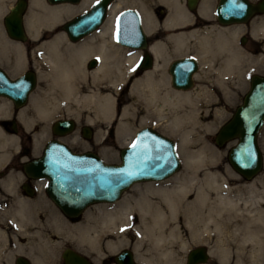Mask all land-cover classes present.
<instances>
[{
	"label": "bare ground",
	"instance_id": "6f19581e",
	"mask_svg": "<svg viewBox=\"0 0 264 264\" xmlns=\"http://www.w3.org/2000/svg\"><path fill=\"white\" fill-rule=\"evenodd\" d=\"M88 1L81 0L76 5L65 2L47 5L43 0H29V9L24 17L27 30L32 36L47 32V39L39 46L42 49L39 61L43 68L37 69L40 77H44L46 86L41 93L42 97L40 96L41 103L46 108H40L42 116L51 115L48 110L53 105L63 104L66 107L68 104H72L82 109L89 107L95 109L100 114V119L105 122L113 112L112 105L114 103L112 93L108 89L117 88L121 80L126 76L129 78L131 76L137 52H127L114 40L107 39L110 37L108 34H111L109 24L112 23L110 20L114 16L113 13L127 0H114L109 6V15L104 25L75 42L69 41L64 31L58 30V22L63 16L77 11ZM140 1V11L144 17L142 20L141 16L142 25L148 33L152 26H155V19L150 9L144 5L145 0ZM157 1L168 7V15L163 22V28L176 29L191 21L190 14L178 4L179 1ZM209 1L201 0L200 2L199 0L198 2L197 11L202 18H207ZM3 3L4 0H0V12L4 8ZM260 27L264 30V23ZM43 28L45 30H42ZM134 29L130 15L117 18L116 36L118 39L135 42ZM230 29L239 30L240 27ZM162 37L149 45V51L155 60L154 65L150 70L131 78L132 80L130 79L131 82L128 84L130 90L140 97L145 113L144 118L164 121L166 122L164 127H168L172 132L178 131L180 135L183 134L184 127L188 125L193 128L192 130L199 126L205 129L211 127L220 117L221 111L214 108L215 113L211 115V121L204 123L202 119L209 117L210 109L200 112L195 103L204 94L210 96L209 106H217L228 97L229 91L226 90L224 78L226 72L224 71H228L229 67H232L237 61L238 53L232 42L227 39L226 30L220 26L212 25L205 27L204 30L197 28L190 31L176 30ZM188 37H196L194 39L196 50L193 51V54L199 61L209 63L210 66L217 65V68H214L216 79L213 83L214 86L222 88L220 98L212 95L213 92L210 93L206 86L202 85L203 79L200 80L202 84L197 89L178 92L167 86V76L165 79L155 77L158 65L161 62L162 65L170 56L168 45H172L173 51L177 55L186 53ZM0 52L2 53L1 61L9 57L16 64L9 71L13 72L19 68L18 64H21L24 58L20 45L1 41ZM6 53L9 55L6 56ZM91 56L96 57L98 63L92 67L90 72H87L84 62L88 59L87 57ZM207 67L209 66L207 65ZM196 72L193 73V79ZM126 108L122 109V115L127 112ZM164 109L170 110V112L166 113ZM173 118L179 119L180 128L175 129L172 126ZM90 120L88 118L87 122L91 123ZM120 130H125L123 123H120ZM198 140L202 143L201 154L189 151L186 136L179 142V149L183 153V170L180 173H174L163 181L158 180L161 181L158 183L152 182L135 187V195L124 196L121 200L122 203L117 204L118 207H115L116 209L111 212V215L100 220L111 225L114 224L112 216L114 213L118 212L121 217H126L132 208H136L139 212L140 224L143 226L147 224L144 221L145 215L151 217L153 223L152 226H149V233L154 241L153 246L159 248L161 253H166L168 252L169 239L178 240L179 235L176 225L166 234L161 231V227L166 220H176L181 214L191 235V240L198 239L205 243L209 238L214 239L213 247L209 248V253L217 255L220 262L226 261L230 245H234V253L243 254L253 261L264 247V172L260 175L257 174L258 176L253 177L254 179H249L247 184L238 183L233 187L229 186L228 184L236 177L230 175L231 177L225 178L220 176L216 170H202L200 165L205 159H209L210 156L217 157V154L212 153L201 137ZM261 146L264 150V135ZM70 165L73 166L69 163L65 167L67 170L64 168L61 174L65 177L64 182L67 190L72 189L79 182L78 178L76 180L74 171L67 175ZM231 191H236V193L232 194ZM133 229L138 231L139 223ZM180 245L183 246L184 241H180Z\"/></svg>",
	"mask_w": 264,
	"mask_h": 264
},
{
	"label": "flooded vegetation",
	"instance_id": "af4514ba",
	"mask_svg": "<svg viewBox=\"0 0 264 264\" xmlns=\"http://www.w3.org/2000/svg\"><path fill=\"white\" fill-rule=\"evenodd\" d=\"M247 1L254 5L247 20L231 24L242 26L244 31L238 35V41L242 44L252 42L248 48L254 52L257 47L262 48L263 44L260 43L264 38L259 36L260 39H257L251 34V30L254 32L256 24L264 18V8L255 9L260 0ZM113 2L114 0L108 2L103 18L95 30L107 21L109 6ZM121 9L117 8L113 13L115 17L110 20L111 34L108 36L127 52H137V61L134 62L135 66H132L129 78L131 79L150 70L154 65L149 45L161 37V30L156 27L152 34L145 31L146 45L141 48L121 43L114 33L116 17ZM135 10L139 16V0ZM157 17L159 20L160 15ZM195 25L204 26L199 20H196ZM228 25L230 24L223 26ZM23 27L26 36L23 41L9 37L4 28H0V41L20 45L24 55L22 63L18 64V70L13 72L9 71L16 65L13 60L5 58L6 60L0 61V68L16 83L15 87L10 88V97L0 94V264H225L220 262L218 257H209L206 247V261L190 263L187 262L190 247L171 246L168 247L171 254L161 253L159 248L153 246V240L149 243L144 238L139 239V230L137 235L127 233L129 225L132 227L135 222L139 223L136 209L130 211L126 217H121L118 212L114 213V224L103 223L100 219L111 215L115 207H118L117 204L122 203L128 188L121 191L119 197L114 200L94 201L82 209L69 208L65 211L62 189L57 186L56 192L52 191L49 187L52 178L38 175L36 170L26 167L43 154L42 148L47 140L57 139L67 144L72 151L78 152L80 150L72 148L68 141L77 143L79 138L90 139L93 129L86 124L77 123L73 113L64 115L62 111L59 112L61 105H53L48 110L51 115L42 116L40 108H46L41 103V93L45 89L38 84L39 65L36 66L30 57L41 53L38 44L47 38V35L44 32L32 36L26 25L23 24ZM58 27L61 28V24ZM68 40L77 41L69 38ZM145 55L149 58V67L145 66ZM96 61L95 59V65ZM164 71L168 73V65ZM64 118L71 120L70 129L58 134L53 131V124L56 120ZM85 127L90 129L87 138L83 135ZM108 133L111 135V130ZM107 138L108 134L102 135L99 141L104 142ZM259 264H264V261Z\"/></svg>",
	"mask_w": 264,
	"mask_h": 264
},
{
	"label": "water",
	"instance_id": "95a60500",
	"mask_svg": "<svg viewBox=\"0 0 264 264\" xmlns=\"http://www.w3.org/2000/svg\"><path fill=\"white\" fill-rule=\"evenodd\" d=\"M47 1L77 3L80 0ZM109 1L95 0L86 9L66 19L61 27L67 37L77 40L92 31L101 22ZM235 1L240 4H236ZM185 3L187 8L192 9L196 0H185ZM253 6L247 0H217L214 16L221 24L244 22L252 12ZM25 7L26 0H14L2 16L6 34L22 41L25 39L22 25ZM261 8H264V0H260L255 6V9ZM235 10L238 11L234 12ZM124 15L131 16L135 28V42L119 38L121 43L134 48L145 46V32L137 11L131 7L123 8L117 18ZM145 61V66H149V58L146 55ZM94 63L95 60L90 59L87 66L91 67ZM196 67L197 62L191 56L172 59L168 65L171 85L177 89L189 88L192 85L191 73ZM29 79L31 84L32 75ZM15 84L0 68V94L10 97L12 95L10 88L15 87ZM263 122L264 74L252 73L248 77V87L241 101L234 107L230 116L220 124L213 136L218 146L230 139L235 140L226 151V159L231 168L245 179L253 177L262 167V154L257 142V134ZM70 126L71 120L64 118L56 120L52 128L58 134H63L70 129ZM83 135L89 137L90 129L85 127ZM42 151L43 154L26 167L36 170L38 175L52 178L49 186L52 191L56 192L57 186L64 191L62 197L65 201L63 206L65 211L69 208L82 209L86 204L94 201L114 200L132 183L165 178L174 173L180 165L173 140L151 126L139 127L131 142L118 148L117 162H105L99 154L90 150L74 152L67 144L57 139L47 140ZM69 163L73 166H69L67 175L74 171L79 182L75 187L67 190L65 177L61 174ZM206 257L207 253L203 245L194 246L187 252V262L190 263L205 262Z\"/></svg>",
	"mask_w": 264,
	"mask_h": 264
},
{
	"label": "rangeland",
	"instance_id": "374dc122",
	"mask_svg": "<svg viewBox=\"0 0 264 264\" xmlns=\"http://www.w3.org/2000/svg\"><path fill=\"white\" fill-rule=\"evenodd\" d=\"M12 1L13 0H4V3H3L4 8L0 12V28L2 30H3L2 15L5 13V11L7 10L8 6L11 4ZM43 1L47 5H54V4L57 5V3H49L46 0H43ZM92 1L93 0H89L86 3V5L77 9V11H74L71 14L63 16L62 19L58 22V25L62 24L67 18H69L73 14L77 13L78 11L85 9ZM177 1H179L178 4L181 7H183L190 14L192 19L189 23L183 25L182 27H178L176 29L175 28L174 29L173 28H163V22L168 15V7L166 6V4L161 3L157 0H145L144 1V3H145L144 5L150 9L152 16L155 19V21H154L155 26L154 25L152 26V28L150 30V32H151L150 34H152V32H153L152 30H155L156 27L159 28V30H161V31H159L161 34V37H159V38H163L162 37L163 35H166L169 32H174L176 30L190 31V30H193L196 28L204 30L205 27H209L212 25L219 26V24L215 21V17L213 15V7H214V4L217 0H210L209 1L210 2L209 3V12L207 13V18H202L201 16L199 17L198 11H197V6L194 8V10L188 9L185 5V0H177ZM198 2H199V0H198ZM200 2H201V0H200ZM78 3H69V4L76 5ZM140 3H141V1L139 0V4ZM136 5H138V0H127L124 3H122V5H120L119 8H123L126 6H132L135 8ZM28 9H29V0H28L27 7L25 9V12L23 14V19L27 14ZM139 10H140V6H139ZM156 12L158 13V15H160L159 20H158V17H157L158 15ZM140 13H141V11H140ZM141 16H142V20H143V18H144L143 14H141ZM196 20L201 21L204 24V26H201V25L196 26L195 25ZM262 23H264V18L261 19V21L256 24V30L254 32H253V30H251V34H253V36H255L257 39H260L259 36H263V38H264V30H262L260 27V25ZM220 27H222L226 30L227 39L229 40V42H232V44L234 45L235 51L238 53V59L236 62H234L232 67H229L228 71H224V72H226L224 75V78L226 80V88H227L226 90L229 91L227 94L228 97L226 99H224V102H221L217 106H214V105L209 106L208 105V99L210 96L206 95V94L201 95L196 100L195 105L197 106V110H199L200 112H202L203 110H209L210 109L209 117L202 119V122H204V123L211 121V115L212 114L214 115V113H215L213 110L214 108H218L221 111L220 117L216 119V121L214 122V124L211 127L205 129V128L199 126L198 128H194V130H192L193 128L188 125V126L184 127L183 134L180 135V134H178L179 133L178 131L172 132L171 130L168 129V127H164V125L166 124V122H164V121H156L154 118L153 119L144 118L145 113L143 112V106L141 104L140 97L136 93L132 92L129 88V85H128L133 78L131 80L130 79L128 80L129 76H126V78L123 79L124 81L121 80V82L117 86V88H114V89L109 88L108 89V91H110L112 93L114 103L112 105L113 112H112L110 118L105 122L100 119V114L98 112H96V110L93 108L91 109L89 107V108H83L82 109L76 105L73 106L72 104H68V106L65 107V105L60 104L62 109L59 110V112L62 111V113H64V115L68 114V113H70V114L73 113L72 115H74V117L77 119L76 120L77 123L88 124L91 127V129H93L92 136L90 139L79 138L77 143H73V142L68 141L69 145L76 150H93V151L97 152L106 162H117L118 161V148L120 146L128 144L131 141L135 130L141 126H152L157 131H159L162 134L170 137L174 142L175 151H176L177 156L180 160L179 168L174 173H180L183 170V153L179 149V142H181L182 138H184L186 136L189 151H191L192 153H195V154H201L202 143H200V141L198 140L201 137V139L205 143V145L210 150H212V153L217 154V157L214 156V158H213V156H210L209 159H205L203 164L200 165V167H202V170H206V171L216 170L220 173V176H223L225 178H228L231 176L236 177V179H234L233 181H231L228 184L229 186H232V187L238 183L239 184H247L250 180L244 179L243 177H241L235 170H233L231 168V166L228 164L227 159H226V151H227L228 147L234 143V140H228L224 144H222L221 146H218L213 141V135H214L215 131L217 130L218 126L230 116L235 105H237L241 101L242 95L248 87L249 75L251 73L264 74V42H263L264 39H261V40H263L262 41L263 43L262 42L260 43V44H263V45H261L262 48L257 47V49L253 52L252 50H249V48H248L250 45L253 44L252 42L248 41L245 44H242L238 41V35L244 31L242 29L241 25L238 26V25L230 24L228 26L222 25ZM236 27H240V29L239 30L230 29V28H236ZM42 30H45V28H43ZM58 30H61L63 32V30L59 27H58ZM45 33L47 35L46 31H45ZM195 38L196 37H188L187 38L188 47L186 49L187 50L186 53H183V54L177 55L176 53H174L172 45L169 44L168 50H169L170 56H168V59L162 65H161L162 62L160 63V65H158L156 72H155V77L165 79V76H167L168 77L167 86H169L171 88V90H176L178 92L193 91V90L197 89L202 84L200 80L203 79L202 85L206 86V88L210 91V93L213 92L212 95H214L217 98H220L222 96V88H220L218 86H214V83H213L214 80L216 79V77H215L216 72H215L214 68H217V65L213 64L212 66H210L209 63H202L201 61H199V59H197L196 56H194L193 51L196 50V46L194 44ZM46 39L47 38L41 40L38 44V47ZM107 39H109V37ZM157 39L158 38H156L155 40H157ZM257 44H259V42ZM41 50L42 49H40L41 53H39L37 56H34V57L32 56V58L30 57V60H32V62L36 66L39 65L38 66L39 69L43 68L42 64H40V61H39V57L42 55ZM191 54H193V56L197 59V62L199 64L197 72L194 75V79H192V86L187 88V89H179L178 90L177 88H174L170 84L169 74L167 72H165L164 70H165L167 64L169 63V61L172 60L173 58L179 57L182 55H191ZM7 55H9V54L6 53V56ZM1 58H2V53L0 52V61H1ZM87 58L88 59H86L84 62V68L87 72H90L93 68H89L87 66V62L90 58H95L96 60H97V58L94 56L87 57ZM153 60H154V58H153ZM97 63H98V60H97ZM154 63H155V60H154ZM207 65L209 67H207ZM38 84L40 86H43L44 88L46 87L44 77H42V76L40 77ZM165 86H166V84H165ZM88 90H91V89H88ZM124 107H127L126 108L127 112L125 111L126 113L122 115V109ZM164 112L168 113V112H170V110L168 111V110L164 109ZM88 118L91 119L90 120L91 123L87 122ZM164 120H166V119H164ZM120 123H123L125 125V130H123V131L120 130ZM171 124H172V126H174L175 129L180 128L179 127L180 121L178 118H173ZM109 130H111V135L108 133ZM107 134H108V138L106 141H104V142L99 141L100 137L102 135H107ZM263 135H264V123L261 126V128L259 129V132L257 135V142H258L259 148L261 150V154H262V167H261V170L253 176L254 178L264 172V150L261 146V140H262ZM163 179L165 180V178H163ZM163 179L161 181H163ZM161 181L154 180L151 182H149V181L136 182L127 189V192L124 193V196L135 195V193H136L135 187H137V186H143L144 184L152 183V182L158 183ZM231 193L235 194L236 191H231ZM232 197H234V195H232ZM133 209H136V208H132L131 211H134ZM138 214H139V212H138ZM150 218L148 215H145L144 221L147 222V224L143 226V224H140V216H139V239L144 238V240L145 241L148 240L149 243H151L152 242L151 240H153L152 237L150 236V233H149V229H150L149 226H152V223H153ZM135 225H137L136 222L133 224L132 227L134 228ZM174 225L177 226V231H178V235H179L178 240L179 241L174 239V238H172L171 240L169 239V243L167 244V247L173 246L176 248H178V247L189 248V247H193L196 245H204L206 248H208V253H209V248H211V246L213 247L212 242L214 241V239L209 238L205 241V243L202 242L201 240H198V239L195 241L191 240V235L189 234V230H187V227H186L184 220H183V215H181V214L178 215L176 220H166L164 222L163 226L161 227V231L166 234L169 231V229H171ZM132 227H130V225H129L126 229L127 230L126 232L129 234L132 233L134 235H137V233H136L137 230H134ZM180 241H184L183 246L180 245ZM153 243H154V241H153ZM245 248H247V247H245ZM262 248L263 249H261L259 251V253L253 259V261H250V259L246 258L243 254L237 255L236 253H234L233 252L234 245H230L229 246V252L227 254L226 261L224 263L225 264H241V263L259 264V263L264 261V247H262ZM177 253H179V251H177ZM209 257H212L214 259L218 256L215 255L214 253H209Z\"/></svg>",
	"mask_w": 264,
	"mask_h": 264
},
{
	"label": "snow or ice",
	"instance_id": "6c2138e0",
	"mask_svg": "<svg viewBox=\"0 0 264 264\" xmlns=\"http://www.w3.org/2000/svg\"><path fill=\"white\" fill-rule=\"evenodd\" d=\"M133 147H135V144L133 145Z\"/></svg>",
	"mask_w": 264,
	"mask_h": 264
}]
</instances>
